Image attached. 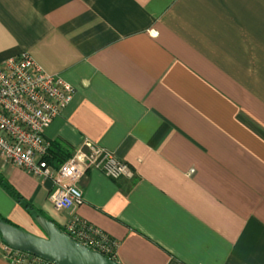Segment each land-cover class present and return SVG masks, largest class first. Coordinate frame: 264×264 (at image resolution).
I'll list each match as a JSON object with an SVG mask.
<instances>
[{
    "label": "crops",
    "instance_id": "0c3cea01",
    "mask_svg": "<svg viewBox=\"0 0 264 264\" xmlns=\"http://www.w3.org/2000/svg\"><path fill=\"white\" fill-rule=\"evenodd\" d=\"M23 53L76 90L44 133L56 162L91 143L133 173L87 170L72 215L0 154L24 203L118 264H264V0H0V64ZM0 216L41 237L1 185Z\"/></svg>",
    "mask_w": 264,
    "mask_h": 264
},
{
    "label": "built area",
    "instance_id": "2783aa9c",
    "mask_svg": "<svg viewBox=\"0 0 264 264\" xmlns=\"http://www.w3.org/2000/svg\"><path fill=\"white\" fill-rule=\"evenodd\" d=\"M76 90L58 75L48 74L28 54L0 64V154L15 168L37 179L51 181V196L58 212L73 213L84 204L78 178L87 170L110 180L132 178L128 165L112 153L87 143L61 165L48 162L51 144L46 128L68 108ZM65 234L98 253L113 254L116 244L100 231L74 218ZM0 257L11 264H51L9 248L0 236Z\"/></svg>",
    "mask_w": 264,
    "mask_h": 264
},
{
    "label": "water",
    "instance_id": "95a60500",
    "mask_svg": "<svg viewBox=\"0 0 264 264\" xmlns=\"http://www.w3.org/2000/svg\"><path fill=\"white\" fill-rule=\"evenodd\" d=\"M35 223L44 237L34 236L2 221L0 236L12 250L51 264H117L74 241L46 218L37 217Z\"/></svg>",
    "mask_w": 264,
    "mask_h": 264
},
{
    "label": "trees",
    "instance_id": "16d2710c",
    "mask_svg": "<svg viewBox=\"0 0 264 264\" xmlns=\"http://www.w3.org/2000/svg\"><path fill=\"white\" fill-rule=\"evenodd\" d=\"M57 158H58V157L54 155L53 146H51V150H50V154H49V159H48V162H49L50 165H54L55 163H57V165H61V164H63V163L67 160V159H66V160L64 159V160H60V161L56 162V159H57ZM0 185H1V186H4V188L7 190L8 194H9V195H10L15 201H17V202L23 207L24 210H26V212L31 216V218L34 220V222H35V220H36L37 217H44L41 213H39L38 211H35V210L32 208V206H30V205L24 203V201L22 200V198H21L17 193H15L14 190H13L11 187H9L8 185H6L5 181H4L3 179H1V178H0ZM0 221L5 222V223H7V224H9V225L14 226L13 224H11L9 221L5 220V219H4L3 217H1V216H0ZM48 221H50V220H48ZM50 222H51V221H50ZM52 223H53V222H52ZM14 227H15V226H14ZM57 227H58V226H57ZM16 228H17V227H16ZM58 228H59L63 233H66L64 228H60V227H58ZM101 254L105 255L106 257H108L109 259H111V260H113V261H115V262L117 263V261H116V257H115V252H114L113 254H107V253H101ZM25 255H28V254H25ZM33 258H34V257H33ZM117 264H118V263H117Z\"/></svg>",
    "mask_w": 264,
    "mask_h": 264
},
{
    "label": "rangeland",
    "instance_id": "374dc122",
    "mask_svg": "<svg viewBox=\"0 0 264 264\" xmlns=\"http://www.w3.org/2000/svg\"><path fill=\"white\" fill-rule=\"evenodd\" d=\"M40 236H41V237H44V234H43V233H40Z\"/></svg>",
    "mask_w": 264,
    "mask_h": 264
}]
</instances>
